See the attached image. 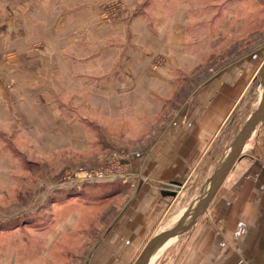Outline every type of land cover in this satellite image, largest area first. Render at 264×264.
Listing matches in <instances>:
<instances>
[{
    "label": "rangeland",
    "instance_id": "374dc122",
    "mask_svg": "<svg viewBox=\"0 0 264 264\" xmlns=\"http://www.w3.org/2000/svg\"><path fill=\"white\" fill-rule=\"evenodd\" d=\"M180 1L0 0V229L18 226L0 231V264H82L87 250L123 204V197L99 210L80 206L104 198L117 188L102 183L124 175L126 160L153 136L145 133L146 127L152 124V132H158L194 85L202 84L221 69L237 65L236 57L247 49L264 45V19L248 13L246 16L252 17L248 30L251 33L242 39L240 14L231 12L236 4L248 10L257 5L256 0H212L221 6L230 3L223 18L224 22L228 19L230 26L225 28L221 20L211 44H207L209 37L205 34L210 14L179 13ZM258 2L264 5V0ZM179 19L183 26H188L186 41L194 42L186 44L182 53L194 51L203 59L178 61L176 53L171 51L170 55L162 46L167 32L179 31ZM150 28H156L155 37ZM138 35L140 39L135 44L131 38ZM96 55V68L101 69L98 80L104 84L118 81L119 77L121 80L126 68L162 74L168 66L174 71L173 76L159 77L155 84L162 90L168 85H183L169 97L171 103L165 108H135V101L160 103L165 92H156V97L151 98L146 93H96L92 88L96 73L89 69L88 77H83L79 71L85 63L91 68ZM126 55V60L120 62L119 58ZM261 57L245 99L232 118L234 124L222 136L217 155L222 150L224 153L216 157L217 163L227 154L228 143L235 139L259 103L262 87L258 70L264 55ZM86 79L93 91L87 95L91 108L80 106L85 93L79 86ZM47 84L55 89L49 90ZM98 98L103 100V109L94 107ZM263 123L257 125L248 143L259 149L262 156ZM99 172L107 178L80 182L87 178L86 174ZM210 176L201 174L199 189L192 187L195 181H189V188L183 193L179 189V197L163 216V223L195 199L197 202ZM71 188L73 197L57 200L58 191ZM71 224H76L73 234L65 235ZM159 230L167 229L162 226ZM190 230L158 251L151 264H175L176 246ZM158 231L144 239L129 264L134 263Z\"/></svg>",
    "mask_w": 264,
    "mask_h": 264
},
{
    "label": "crops",
    "instance_id": "0c3cea01",
    "mask_svg": "<svg viewBox=\"0 0 264 264\" xmlns=\"http://www.w3.org/2000/svg\"><path fill=\"white\" fill-rule=\"evenodd\" d=\"M187 2L188 0L179 2V13L210 14L208 30L205 34L209 37L207 44L213 43L215 36L213 32L218 29V23L225 19L230 3L221 6L212 0H208V3H204V0H190L189 4ZM256 2L257 5L248 10L237 4L232 7H237L231 12H238L243 22L239 34L242 39L247 38L250 32H248L249 20L252 17L246 16L248 13H256L261 21L264 19V5L258 0ZM227 20L223 21L225 28L230 26ZM181 23L179 19L178 32L166 33L167 40H164L166 42L162 46L170 55L171 51L176 53L175 60L178 61L203 59L204 56L194 54V51L182 53L186 44L194 45V42L186 41L188 26H183ZM150 29L153 34L151 36L155 37L156 28ZM138 39H140L139 35L131 38V41L136 44ZM262 55H264V45L247 49L236 57V61L239 62L237 65L221 69L210 75L202 84L194 85L186 98L176 104L174 116L166 118L158 132H152V124L144 129L145 133L153 134L149 138V143L129 156L126 164L123 165L124 175L102 183V185L113 184L117 188L104 198L80 206L84 209L99 210L102 206L112 205L111 202L123 197V204L116 209L108 226L87 250L89 253L82 264H129L134 252L145 238L162 226L165 229L172 226L167 227L166 224L164 226L169 219L163 223V216L171 210L175 198L179 197V189L183 193L189 188L187 186L189 181H195L192 187L199 189L198 183L203 178L201 174L206 176L214 171L217 165L216 157L218 155L222 157L224 153L222 150L217 155L218 146L224 140L222 136L234 124L232 118L245 99V93L259 66L257 62L260 58L263 59ZM127 56L120 57L119 61L124 62ZM98 61L99 56L96 55L95 64H92L91 68L85 63L79 70L83 77H88L89 69H92L91 73H96L97 79L93 84L95 86H92L96 93L102 94L105 91L125 94L146 93L151 94L149 95L151 98L156 92H165L164 102L163 100L160 103L154 100L135 101L133 104L135 108H165L171 103L169 97L183 85H168L162 90L155 84L159 77L173 76L174 71L168 69V66L162 74L150 71L137 72L135 69L126 68L121 80L119 77L118 81L107 85L102 80H98V73H101V69L96 68ZM176 72L179 74L178 69ZM71 74L72 72H69L68 75L71 77ZM142 80L144 83H140ZM86 84L87 79L83 84L78 85L85 93V100L80 106L91 108L93 105L87 95L93 91ZM47 87L49 90L55 89L51 84H47ZM70 87H72L71 79ZM94 107L103 109V100L98 98ZM263 122L264 119L258 125ZM250 139L251 137L245 145L242 156L227 174L206 212L191 228L190 234L183 238L179 246H176L175 264H264V156L259 149L250 147L248 144ZM232 142L233 139L228 145L231 146ZM247 150L249 154L246 153ZM179 184L181 188L178 187L175 197L165 194V191L173 190L174 186ZM184 210L185 208H182L179 211ZM72 225L64 232L65 235L73 234L76 224Z\"/></svg>",
    "mask_w": 264,
    "mask_h": 264
},
{
    "label": "water",
    "instance_id": "95a60500",
    "mask_svg": "<svg viewBox=\"0 0 264 264\" xmlns=\"http://www.w3.org/2000/svg\"><path fill=\"white\" fill-rule=\"evenodd\" d=\"M258 80L263 90V97L260 99L255 110L250 113L245 120L237 136L233 140L227 154L217 163L208 180L205 192L197 199L196 206L191 217L170 229L153 235L144 245L133 264H145L146 257L153 252L154 249L164 245L180 234L189 231L197 223L198 219L206 212L207 207L222 182L225 180L227 174L230 172L236 161L242 156L245 145L252 135L255 124L257 121L258 124L261 123L264 119V61L258 70ZM178 187H180V184L179 186H174L173 190L165 191V194L173 197Z\"/></svg>",
    "mask_w": 264,
    "mask_h": 264
},
{
    "label": "bare ground",
    "instance_id": "6f19581e",
    "mask_svg": "<svg viewBox=\"0 0 264 264\" xmlns=\"http://www.w3.org/2000/svg\"><path fill=\"white\" fill-rule=\"evenodd\" d=\"M263 97V90H260V93H259V98L261 99ZM259 99V100H260ZM258 125V121L257 123L255 124V127L253 128V132L255 131V128L257 127ZM196 206V199L193 201V203L188 207L186 208L184 211H179V214L175 215L174 217H172L171 219H169L167 222H166V226L169 227L168 229L176 226L177 224H180L186 220H188L193 211H194V208ZM179 217V219H178ZM178 219V220H177ZM177 220V221H176ZM176 221V222H175ZM174 223V224H173ZM176 240V237L171 239L170 241H168L167 243H165L164 245L156 248L153 250V252H151L147 257H146V261H145V264H151L152 261H154L155 257H156V254L158 251L160 250H163L165 247L169 246L171 243H173L174 241Z\"/></svg>",
    "mask_w": 264,
    "mask_h": 264
},
{
    "label": "trees",
    "instance_id": "16d2710c",
    "mask_svg": "<svg viewBox=\"0 0 264 264\" xmlns=\"http://www.w3.org/2000/svg\"><path fill=\"white\" fill-rule=\"evenodd\" d=\"M67 191H65V190H60V191H58V201H61V200H64L63 198H65V199H69V198H71V197H73L75 194H74V192L72 193V188L71 189H66ZM75 190V189H74ZM70 191V192H69ZM61 195V196H60ZM9 222L10 221H12L11 219L10 220H8ZM15 227H18L17 226V224H15V225H10V226H8V227H5V228H3V229H0V231H3V230H9V229H14Z\"/></svg>",
    "mask_w": 264,
    "mask_h": 264
},
{
    "label": "built area",
    "instance_id": "2783aa9c",
    "mask_svg": "<svg viewBox=\"0 0 264 264\" xmlns=\"http://www.w3.org/2000/svg\"><path fill=\"white\" fill-rule=\"evenodd\" d=\"M87 178L80 180V182L87 181L88 179H91V181H101L106 177V174L103 172L95 173V174H86Z\"/></svg>",
    "mask_w": 264,
    "mask_h": 264
}]
</instances>
